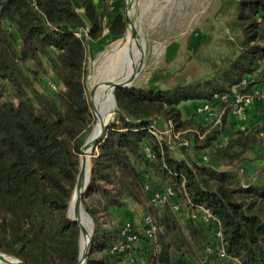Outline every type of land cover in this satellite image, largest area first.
<instances>
[{"label":"trees","instance_id":"1","mask_svg":"<svg viewBox=\"0 0 264 264\" xmlns=\"http://www.w3.org/2000/svg\"><path fill=\"white\" fill-rule=\"evenodd\" d=\"M111 9L96 0H0V252L26 264L78 262L79 227L67 208L94 121L84 89L86 60L105 38L124 33L122 11ZM217 12L229 20L227 42L235 54L211 63L210 74L167 87L114 88L120 113L90 158L81 196L93 222L86 264H119L125 256L109 248L121 240L127 202L142 205L157 226L155 243L142 239L150 249L145 264H198L210 226L187 217L189 202L219 218L228 254L242 264H264V164L247 165L250 147L264 156L259 128L236 130L218 147L216 126L181 115L182 101L243 90L245 78L244 90L264 86V0H220ZM153 120L171 121L188 145L159 143L147 129ZM147 144L155 153L151 162L142 152ZM145 181L172 184L180 215L169 206H147Z\"/></svg>","mask_w":264,"mask_h":264},{"label":"rangeland","instance_id":"2","mask_svg":"<svg viewBox=\"0 0 264 264\" xmlns=\"http://www.w3.org/2000/svg\"><path fill=\"white\" fill-rule=\"evenodd\" d=\"M124 1L98 0L100 4L111 5L113 12L116 9L121 10L123 15ZM135 1L134 8L143 9L139 16L138 28L142 32L144 57L141 70L136 77L134 76L132 85L167 87L168 83L170 85L186 83L210 74L211 63L217 62L222 56L235 54L227 42L232 40L228 27L229 20L217 12L220 0H138L139 4L137 0ZM126 28L125 26V30ZM123 35L105 38L102 47L87 57L84 89L92 115L93 109L86 83L88 75L98 56ZM164 77L166 81L163 80ZM115 120L116 113L108 124ZM87 135L84 136V140ZM98 146L91 149L90 158L97 152ZM256 151L257 158L260 150ZM121 218L126 220L125 215H121Z\"/></svg>","mask_w":264,"mask_h":264},{"label":"built area","instance_id":"3","mask_svg":"<svg viewBox=\"0 0 264 264\" xmlns=\"http://www.w3.org/2000/svg\"><path fill=\"white\" fill-rule=\"evenodd\" d=\"M76 11H82V8L77 7ZM259 20L260 18L258 17ZM246 83L247 80L243 79L241 82L243 90H238L234 87L229 93H216L211 100H205L202 105L196 108V114L203 120L205 125L212 123V125L217 127L218 133L215 142L218 147L226 146L230 138V135L224 131L223 113H230L237 121V129L244 131L247 107L255 103L264 104V86H255L250 90H244ZM47 84L52 90H57L56 85L51 81L47 80ZM213 103L220 104L217 111L214 109ZM147 129L159 143L165 141L171 148L175 147L174 140L176 139L179 140L177 145H188V141L180 138V133L174 130L171 121L153 120L147 126ZM259 136L262 139L261 147L264 151V128H260ZM142 152L144 158L150 162L155 158V153L148 144L143 146ZM203 159L206 160V156H203ZM142 191L147 194V206L158 209L163 206H169L172 212L180 215L182 204L178 201L172 184L165 182L152 185L145 181L142 185ZM187 202H189L188 199ZM189 204L190 209L187 217L195 223L210 226L207 243L203 248V256L198 259V264H242L236 257L227 253L219 218L203 205L191 202ZM141 222L143 226L141 232L135 230L130 221L124 222L120 227L121 240L112 243L109 248L111 253H125L130 264H135V259L130 254V249H132L134 243L142 239H145L150 244L155 243L157 226L152 217L145 213ZM209 255H214V262L209 261Z\"/></svg>","mask_w":264,"mask_h":264},{"label":"bare ground","instance_id":"4","mask_svg":"<svg viewBox=\"0 0 264 264\" xmlns=\"http://www.w3.org/2000/svg\"><path fill=\"white\" fill-rule=\"evenodd\" d=\"M134 1L129 0L128 3V22L123 37L116 40L98 56L88 75L86 83L91 99L94 122L86 137L87 142L102 134L115 114L116 104L112 85L129 83L142 65L144 47L142 32L138 28V22L143 9L134 8ZM137 4H139L138 0ZM91 149V146H87L81 153L85 168V177L82 180L83 185L88 183L87 173L90 168ZM76 195L77 191L75 190L69 203V215L76 217L81 223L80 243L83 250L88 243L89 235L92 234V223L81 205L73 206ZM0 264L14 263L0 261Z\"/></svg>","mask_w":264,"mask_h":264},{"label":"crops","instance_id":"5","mask_svg":"<svg viewBox=\"0 0 264 264\" xmlns=\"http://www.w3.org/2000/svg\"><path fill=\"white\" fill-rule=\"evenodd\" d=\"M98 2V0H96ZM100 1V0H99ZM8 31L13 39V42L16 46V48L20 47V39L17 37L14 29L11 27H8ZM248 77V76H247ZM166 77L163 78L165 80ZM246 79V78H245ZM162 80V83H163ZM166 81V80H165ZM254 80H251L250 82H253ZM167 85H170L168 83ZM247 85V84H246ZM161 86V85H158ZM163 87V86H161ZM234 88V87H233ZM232 89V88H231ZM204 99H194V100H186L182 101L180 103V109H181V115L182 118H189V117H195L196 119L199 117L196 114V108L199 107L204 103ZM214 104V103H213ZM214 109L217 111L220 107V104L215 103L213 105ZM223 124H224V131L231 135L234 133V131L239 130L237 129V121L230 113H223L222 115ZM255 127L264 128V104L263 103H255L252 104L250 107H247V119L245 122V132H249ZM256 150H260V154H258V157H255ZM259 146H252L247 150V157L251 159L249 163H247L248 168L252 170L253 168L264 164V156L262 154ZM223 166L220 165L219 168H222ZM121 215H125V219L130 221L134 227L135 230L138 232H141L143 229L142 226V216L144 214V208L142 205H139L134 202H127L126 206L121 209ZM149 246L147 243L144 242V240H140L133 244L132 249L130 251V254L132 257H134L135 262L138 264H145V260L149 255ZM119 264H130L127 257L124 256L121 261H119Z\"/></svg>","mask_w":264,"mask_h":264},{"label":"water","instance_id":"6","mask_svg":"<svg viewBox=\"0 0 264 264\" xmlns=\"http://www.w3.org/2000/svg\"><path fill=\"white\" fill-rule=\"evenodd\" d=\"M128 3H129V0H125L124 1V5H125L124 17H125V26L126 27H127V22H128V15H127ZM140 70H141V68L138 70L136 76L138 75V73H139ZM135 77L129 83H126V84H117V83L116 84H113L112 85V88L113 89L116 88V87H125V88H128V87L132 86V83H133ZM90 103H91V99H90ZM115 113H120L117 107L115 109ZM104 139H105L104 131H103L102 134H100L97 137H94L89 142H87V140L85 139L84 142H83V144L80 147V152L82 153V150L85 147H87V146H91L92 149H93L94 147L98 146ZM84 169L85 168L83 166V159L81 158V155H80V157H79L78 173H77L76 181H75L74 188H73V191H72V195H73V193H74L75 190L77 191V195H76L75 201L73 203V206H75V207H76L77 204H79V205L82 206V204H81V196L88 189V183L86 185H83L82 184V180L85 177V170ZM89 175H90V168H89V171L87 173V179H88V181H89ZM72 195H71V197H72ZM70 200H71V198H70ZM69 203H70V201H69ZM69 203H68V208H67L68 216H69V218L71 220H73L74 222H76L77 225H78V227H79V254H78V262H77V264H86L87 254H88V251L90 250L91 245H92V234L89 235L88 243H87L86 247L82 250L81 243H80L81 223H80V221L76 217H73V216H70L69 215ZM88 218L91 221L92 226H93L92 219H91V217L89 215H88ZM0 261H2V262H11V263H14V264H26L24 261H22L18 257L14 256V255H10V254L3 253V252H0Z\"/></svg>","mask_w":264,"mask_h":264}]
</instances>
